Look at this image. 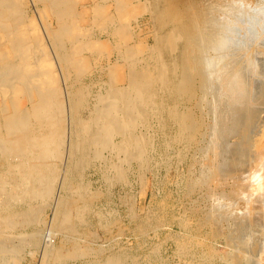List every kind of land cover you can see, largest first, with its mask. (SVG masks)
<instances>
[{
  "label": "rangeland",
  "instance_id": "rangeland-1",
  "mask_svg": "<svg viewBox=\"0 0 264 264\" xmlns=\"http://www.w3.org/2000/svg\"><path fill=\"white\" fill-rule=\"evenodd\" d=\"M11 1L19 7L18 26L25 32L27 46L32 48V61L42 59V50L52 58L57 83L62 85L64 138L49 195L31 202L28 195L27 198L21 195L17 198L19 201H13L10 207L12 222L0 234H3L0 236V264H252L256 261L253 237L247 242L244 231L239 230L241 222L238 228L233 226L239 217L216 214V206L221 212L225 210V214L236 213V209L237 213L243 212L241 203L229 199V186L214 189L202 181L207 172L203 149L214 119L209 107L212 97L205 93L202 78V60L208 54L202 53L197 47L200 45H196L197 50L192 51V56L188 54V49L185 51L188 40L183 36L174 38L176 23H164L161 11L174 5L177 9L172 8L171 12L178 10L177 14L184 15L191 0H69L75 9L74 15L63 18L68 30L61 29L62 21L54 11L52 0ZM61 7L65 8L66 4ZM71 32L77 36L75 45L69 41ZM79 43L82 47L78 55L80 63L71 65L68 58L63 59L64 51L77 49ZM157 49L162 53L156 52ZM186 56L197 66L193 65L192 70L197 69V72L193 70L192 76L185 72ZM160 58L166 65L169 63L168 68L174 67L175 78L169 85H173L175 91L171 86L168 92L159 91L156 103L160 101L164 108L154 109L155 112L143 116L142 122L135 126V135L145 139V143L149 141L143 159L127 156L113 150L114 147L86 145L83 153L75 150L79 141L77 118L94 116L102 99L109 96L117 81L116 71L124 75L116 85L128 88L131 79L129 59L136 69L142 70L151 68ZM9 76V82L4 85V77L0 75V87L3 86L0 89L6 95L12 93L13 85L18 82ZM188 77H193L191 83ZM179 82L186 88L191 84L190 91L185 87L183 91L180 86L182 91L178 92ZM75 105L78 106L76 109ZM170 112L186 118V127L179 139ZM120 140V136L114 137L113 144ZM7 195L3 194L4 197Z\"/></svg>",
  "mask_w": 264,
  "mask_h": 264
},
{
  "label": "bare ground",
  "instance_id": "bare-ground-1",
  "mask_svg": "<svg viewBox=\"0 0 264 264\" xmlns=\"http://www.w3.org/2000/svg\"><path fill=\"white\" fill-rule=\"evenodd\" d=\"M154 1L158 2L159 0ZM12 3L11 0H0V75L4 77L2 82L4 85L9 82V75L18 81L13 85L11 94L6 95L5 91L0 89V234L2 229L12 222L11 215L13 217V214L10 212V207L13 201L21 195H28L30 202L35 198L42 200L46 194L49 195L55 181L56 160L61 155L64 138L62 123L64 105L60 93L62 85L59 86L57 83L52 58L42 50V59L32 61V48L29 49L27 46L25 32L18 26L19 7ZM51 3L55 13L61 18V29L68 30L63 18L74 15L75 8L71 5V1L52 0ZM61 4L62 6L66 4V7L62 8ZM158 4L156 5L159 6ZM188 4L185 7L184 15L183 13L177 14L178 10L171 12L174 5L171 6V9L167 5L168 9L166 10L165 7V10L161 11L164 13L162 16L164 23H176L175 31L173 30L176 32L174 38L183 36L185 40H188L187 43L185 42V51L188 49V54L190 53L192 56L194 54L192 51L197 50V47L201 48L202 53L208 54L207 56L203 54L205 57L202 60L204 71L202 78L205 93L212 97H210L212 101L209 107L214 119L209 128L208 141L203 149L204 168L207 172L202 181L209 186H214V189L230 187L231 191L227 196L230 197V200H238L244 211L237 213L236 209V213L225 214V210L221 212L216 204V214L221 217L225 215H228L226 217L229 218L239 217V221L234 220V228H238L237 226L241 222L239 230L244 231L243 236L246 237V240L252 236V242L256 244L257 258L256 261L252 260L254 261L252 264H264V0H191ZM21 13L23 12L21 11ZM94 14L96 13L94 12ZM68 36L69 41L74 44L77 37L75 33L71 32ZM170 39L172 41V36ZM80 45L79 43L78 46ZM196 45L200 46L196 47ZM80 48L82 47L77 49L75 47L68 52L65 49L63 59L67 60L68 58L71 65L77 66L80 63L78 57ZM173 48L175 50V47ZM159 51L160 49H157L156 52L159 53ZM197 52L200 57V50ZM190 59H186L187 64L184 59L186 65L182 63L186 67L182 69H186L187 76L197 72V69L194 68L193 70L196 71L193 72L192 67L195 65ZM165 60L167 61V59ZM167 65L160 58L151 68L141 70L136 69L134 62L129 59L128 67L131 79L128 77L130 79L128 88L116 85L117 81L122 80V76H124L123 73L121 75L116 71L115 79L117 81L112 85L109 96L102 99L94 116L86 119L77 118L79 141L74 146L75 150L83 153L86 150V145L96 148L110 147L113 149L114 147L113 150L142 160L145 151H148L146 147H149L147 145L149 141L147 140L145 143V139L142 140L135 135V126L143 116L152 113V111L155 112L154 109L162 110L164 108L163 104L159 103L160 101L156 103L159 91L165 93L170 90L169 86L175 91L173 85H169L175 78L174 65H171L173 69L168 68ZM199 66L201 67L200 64ZM190 78L188 77L189 82ZM184 84L177 86L178 92L184 91L186 88V84ZM180 86H182V90H180ZM190 86L186 89L189 90ZM188 90L185 91L188 92ZM175 100L178 101V99ZM76 107L78 106L75 105V109ZM175 112H170L169 116L174 119L178 128V138L184 133L186 118L182 117L183 115L177 116ZM116 136H120L121 140L115 145L113 140ZM209 186L208 188H210ZM4 193H8L7 197L3 196ZM236 206L240 208L238 203ZM2 235L0 236L2 237ZM246 249L248 250V247Z\"/></svg>",
  "mask_w": 264,
  "mask_h": 264
}]
</instances>
